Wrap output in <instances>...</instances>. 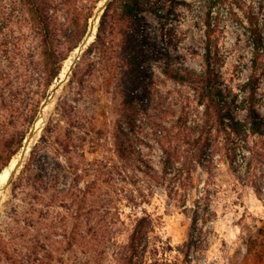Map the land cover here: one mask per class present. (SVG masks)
Masks as SVG:
<instances>
[{"label": "rangeland", "instance_id": "rangeland-1", "mask_svg": "<svg viewBox=\"0 0 264 264\" xmlns=\"http://www.w3.org/2000/svg\"><path fill=\"white\" fill-rule=\"evenodd\" d=\"M103 2L67 0V29L54 42L53 60L65 58L59 76ZM140 5V25L112 23L103 55L88 50L99 22L68 79L46 107L43 124L22 167L0 195V264H129V256L124 255L128 237L136 218L145 212L165 243V255L146 256L145 260L132 257L130 264H264V201L257 198L250 182L240 181L232 171L234 167L242 176L248 148L259 150L261 143L253 140L248 147L242 143L233 152L222 133L217 138L215 125L210 134L200 133L212 138L210 146L202 141L196 148L171 137L163 139L165 146L180 154L176 168L183 163L179 181L169 183L170 177L162 179L164 155L152 129L138 121L130 131L117 107L118 101L129 98L131 88L134 107L154 117L159 114L157 109L144 108L151 98L157 100L162 113L165 111L163 124L175 126L174 133L183 129L177 122L180 116L188 126L202 124L204 107L197 102L205 83L195 84L194 90L164 73L176 70L198 78L209 74L210 97L216 106H225L219 96L226 101L236 94L230 107L237 119H246L249 102L258 118L264 119V57L255 90L245 87L254 56V44L245 29L247 17L257 18L255 28L264 46V0H227L218 5L211 11L215 29L209 38L208 0H140ZM115 10L112 6L110 21L120 14ZM129 49L135 51L140 66L123 63L128 61ZM44 59L42 56V72ZM59 76L45 94L42 74V89L34 105L20 108L7 120L0 154H16L0 174L21 152L40 106ZM40 101L32 118L33 107ZM211 120L214 124L215 117ZM119 122L127 146L157 174L145 166L146 174L139 172L137 159L120 158L116 140ZM68 133L73 135L69 141ZM155 176L164 185L156 183ZM51 185L55 187L48 188ZM63 191L71 194L73 201L54 203V194ZM89 228L83 250L78 234ZM189 242L194 246L187 249Z\"/></svg>", "mask_w": 264, "mask_h": 264}, {"label": "trees", "instance_id": "trees-1", "mask_svg": "<svg viewBox=\"0 0 264 264\" xmlns=\"http://www.w3.org/2000/svg\"><path fill=\"white\" fill-rule=\"evenodd\" d=\"M226 1L227 0H208L209 13L206 22V34L208 38L211 37L215 29V22H213L211 17V11H213L214 8L217 9L218 5ZM67 5V0H0V137L10 117L12 118L18 113L20 108L34 105L33 101L36 99L37 93L42 89V74L45 94L52 86L53 81L58 78L61 69V61L65 58L58 59L56 62L53 60L55 55L54 42L57 36L66 32L69 22L67 10H65L67 9ZM112 6L116 8L115 12L117 11L120 14H118L117 19L112 18V21H110L109 12ZM141 9L140 0H112L101 18L95 41L89 45L88 50H95V52L98 51L99 54L103 55L106 47L105 37L108 30L112 27V23L116 24V26H120L121 22L126 23L128 26L130 24L139 26V13ZM51 11L54 12V14H51ZM233 13L240 25H243L241 19L234 11ZM90 17L91 16L85 21V29L88 26ZM247 21L249 25L248 27H244L253 41L254 56L251 61L252 75L245 87L250 86V90L253 92L256 87L257 72L262 66L261 59L264 57V46L258 30L255 28L258 22L257 18L250 14L247 17ZM129 50L131 53L128 54V61H124L123 63H126V65L132 64L135 67L138 65L140 66L141 63H138L139 60L135 51L133 49ZM42 56L45 57L43 72ZM164 73L175 82L189 84L192 88L194 87V90L197 89L195 88V84L205 83L197 102L199 106L204 107L203 114L205 117L202 124L188 126L185 117L180 116L177 122L183 126V129L174 133L175 126L168 128L163 124L162 114L165 111L162 113V107L159 102H156L157 100L151 98L149 104L144 108L157 109L159 114L154 115V117H150L146 112L147 110L143 113L141 107L139 109L134 107L135 92L131 90V88L128 92L129 98L117 102V107L121 112V120L123 121V118L125 119L126 125L130 131L137 127L138 121L148 124L152 129V133L156 141L160 143L164 155L162 179L168 176L170 177L168 180L169 183H176L179 181V176L183 169V163H181L180 167L176 168V163L180 159L179 152L175 148H170L169 145L165 146L162 140H168V138L171 137L179 144L182 143L197 148L202 141L204 144H209L213 141L212 138H208L209 135L203 138L200 133L210 134L213 125H215L216 127L214 128L217 133V138L220 137L219 135L222 133L224 135L222 139L224 142L231 144V151L233 152L236 151L237 147L243 144L248 147L249 143L253 140L257 141V143H261L259 150L248 148L249 156L246 158L245 172L242 176H239L236 168L232 167V171L238 176L240 181L244 183L246 181L250 182L257 198L264 201V119L258 118L252 102H249V105L246 106V119L241 121L236 118L230 107V104L235 102L234 97L236 94H232L233 99L229 98V100L226 101L223 96H219L218 98H222V103H224L225 106L221 104L219 106L215 105L216 103L213 101V97H210L211 92L209 90V85L211 79L209 74L198 78L193 76L191 72L183 74L180 71L173 70ZM140 95L143 96V94ZM206 99L211 102L204 103ZM154 101L155 103L153 104ZM40 103L41 101L36 103L33 107L32 118L36 115ZM222 106L223 108L221 109ZM143 114L148 116V118ZM142 116L145 117L144 122L141 121L140 117ZM156 116L157 119L154 120ZM213 116L215 117L214 124L211 120ZM210 123L212 125H210ZM117 125L118 133L116 140L118 142V153L120 154V158L126 159L127 161L137 159V161L141 163V165L136 166L139 172L146 174L144 170L145 166L149 171L157 174V172L153 171L145 161L143 162L141 158L133 154L134 151L130 150L126 141L121 137V133L126 135L123 131L122 123L119 122ZM197 133V137L194 138V135ZM71 136H73L72 133H68L66 137L67 141L73 139ZM24 139L25 136L19 143L22 144ZM68 145L69 143L67 142L64 147L67 148ZM14 154H16V152L7 157L0 154V172L9 164ZM53 179L55 180L54 176ZM155 179L156 183L164 185V181H162L160 177L155 176ZM49 187L52 189L55 186L51 185L48 186V188ZM44 190H46V188H44ZM169 195H171V190L169 191ZM72 197L71 194H66L63 191L55 193L52 199L54 203L57 201L63 203L66 199L67 201L68 199L73 201ZM89 232L90 228L87 231L82 230L78 234V245H80L83 250H86L84 247L87 242L86 235H88L87 233ZM53 234L56 235L54 232ZM61 235L64 237V234ZM44 239L47 240L48 238L44 237ZM164 244V241L158 237L155 232L150 215L145 212L143 216L136 218L134 221L124 255L129 256L127 257L129 264L133 259L132 257L137 258L141 256L140 259L145 260L146 256L165 255ZM193 246L194 244L189 242L186 248L188 249ZM180 253L183 254L184 252L182 251ZM184 255L187 256L186 253ZM7 260L6 258V261ZM143 260H141V262Z\"/></svg>", "mask_w": 264, "mask_h": 264}, {"label": "water", "instance_id": "water-1", "mask_svg": "<svg viewBox=\"0 0 264 264\" xmlns=\"http://www.w3.org/2000/svg\"><path fill=\"white\" fill-rule=\"evenodd\" d=\"M111 0H104V2L96 9L93 17L90 20L89 26H88V30L84 36V39L82 40L81 44L78 46L79 48V52L78 55L75 57V59L73 60L72 64L69 67L68 72L65 74V76L62 79H58V82H56V84L49 90L45 100L42 102L40 109H39V114L36 117L34 124L30 130V132L28 133L26 139H25V146L23 152L20 155V158L18 159L16 165L14 166L13 170L10 172L9 177L6 181V183L0 187V195H2L5 190L10 186L12 180L14 179V177L16 176V174L18 173V171L20 170V168L22 167L25 157H26V149L25 147L28 145V142H30L32 139H35L38 132L41 129L40 127L36 126V123L38 122L40 116L42 115L44 109H46V107L52 102V100L54 99V97L56 96L59 88L61 87V85H63L66 80L68 79L69 75L71 74L72 70L74 69L75 65H76V61L80 58V55L82 54L84 48L87 46V44L91 41V39L93 38L95 31L97 30V27L99 25L100 19L102 14L104 13V11L106 10L108 4L110 3Z\"/></svg>", "mask_w": 264, "mask_h": 264}, {"label": "bare ground", "instance_id": "bare-ground-1", "mask_svg": "<svg viewBox=\"0 0 264 264\" xmlns=\"http://www.w3.org/2000/svg\"><path fill=\"white\" fill-rule=\"evenodd\" d=\"M78 52H79V48H77L73 52L72 57L68 61L67 65L64 67L61 75L59 76V79H62L65 76V74L68 72L70 65L72 64V62L75 59V57L78 55ZM44 117H45V109H44L42 115L40 116L38 122L36 123L37 127H40V124L43 121ZM32 142H34V139H32L30 142H28V145L25 147L26 155L28 154V151H29V149H30V147L32 145ZM24 146H25V144H24ZM23 150H24V147L22 148V150L19 153V155L17 156V158L14 159V161H12V163L0 174V187H2L6 183L10 172L13 170L14 166L16 165V163H17L18 159L20 158V155L23 152Z\"/></svg>", "mask_w": 264, "mask_h": 264}]
</instances>
